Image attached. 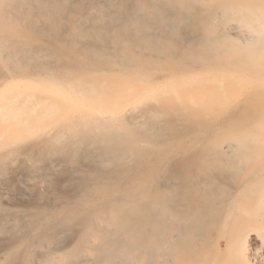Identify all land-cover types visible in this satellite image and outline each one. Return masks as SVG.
<instances>
[{"label":"bare ground","instance_id":"6f19581e","mask_svg":"<svg viewBox=\"0 0 264 264\" xmlns=\"http://www.w3.org/2000/svg\"><path fill=\"white\" fill-rule=\"evenodd\" d=\"M0 264H264V0H0Z\"/></svg>","mask_w":264,"mask_h":264}]
</instances>
